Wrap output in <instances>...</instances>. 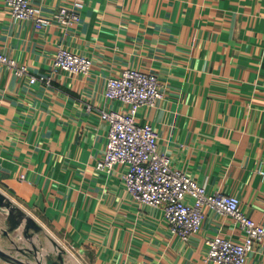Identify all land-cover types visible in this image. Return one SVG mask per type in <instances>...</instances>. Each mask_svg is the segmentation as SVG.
Instances as JSON below:
<instances>
[{
  "label": "crops",
  "instance_id": "1",
  "mask_svg": "<svg viewBox=\"0 0 264 264\" xmlns=\"http://www.w3.org/2000/svg\"><path fill=\"white\" fill-rule=\"evenodd\" d=\"M32 1L52 19L43 29L12 19L0 0V51L27 69L0 66V192L42 229L6 234L0 209V249L12 257L0 264H33L35 247L46 264H220L207 259V239L242 241L240 225L206 207L197 235H173L162 207L127 191L125 166L97 168L109 133L101 112L128 110L105 96L109 77L155 73L162 98L137 121L157 130L173 167L210 193L237 195L264 224V0ZM74 2L78 20H57ZM59 47L90 57V73L53 72ZM246 264H264L263 244Z\"/></svg>",
  "mask_w": 264,
  "mask_h": 264
},
{
  "label": "built area",
  "instance_id": "2",
  "mask_svg": "<svg viewBox=\"0 0 264 264\" xmlns=\"http://www.w3.org/2000/svg\"><path fill=\"white\" fill-rule=\"evenodd\" d=\"M82 5L74 2L70 8H61L56 19L69 24L76 22ZM6 7L12 19L31 20L37 29H43L52 22L51 18L43 15L42 7L32 0H6ZM0 66H7L18 75L27 71L24 65H18L2 51ZM92 66L90 57L59 47L52 71L88 75ZM30 81L49 83L50 77L31 76ZM105 96L123 102L128 110L101 112V117L109 123V133L97 168L111 171L116 165L125 166L124 182L133 199L138 203L162 207L168 229L184 241L200 232L206 207L231 216L244 231V239L234 241L222 234L214 235L206 241L209 247L207 259L220 264H246L247 255L254 246L264 245V224L257 223L241 210L237 195L210 193L185 171L173 167L170 158L159 151L157 130L151 123L140 124L137 121L139 108L152 107L162 98L158 76L135 68L123 69L108 78ZM258 173L264 181V161ZM61 247L65 251L74 249L73 245Z\"/></svg>",
  "mask_w": 264,
  "mask_h": 264
},
{
  "label": "water",
  "instance_id": "3",
  "mask_svg": "<svg viewBox=\"0 0 264 264\" xmlns=\"http://www.w3.org/2000/svg\"><path fill=\"white\" fill-rule=\"evenodd\" d=\"M3 207L6 208L7 220L9 222V229L5 232L6 234L19 228H23L25 237L30 238L33 236V232L41 231L42 227L31 215H29L19 206L15 205L5 194L0 192V209ZM31 230L33 232H31ZM0 255L3 257H9L10 259L12 258L1 249Z\"/></svg>",
  "mask_w": 264,
  "mask_h": 264
},
{
  "label": "rangeland",
  "instance_id": "4",
  "mask_svg": "<svg viewBox=\"0 0 264 264\" xmlns=\"http://www.w3.org/2000/svg\"><path fill=\"white\" fill-rule=\"evenodd\" d=\"M107 84V83H106ZM14 232V231H13ZM31 232H33V231H31ZM34 233V232H33ZM51 245H52V243H51ZM62 245H64V244H62ZM28 246V245H27ZM69 246V245H68ZM70 247V246H69ZM62 249H63V247H61ZM61 249V250H62ZM23 250V249H22ZM4 251V250H3ZM21 251V250H20ZM36 252V254L34 253V252ZM33 251H30V252H32L34 255H35V258L38 256V258L40 259V260H34V263L33 264H46L45 263V260H44V258L43 257H40V251H39V249H37L36 247L35 248H33ZM63 251H65V250H63ZM67 252V251H66Z\"/></svg>",
  "mask_w": 264,
  "mask_h": 264
}]
</instances>
